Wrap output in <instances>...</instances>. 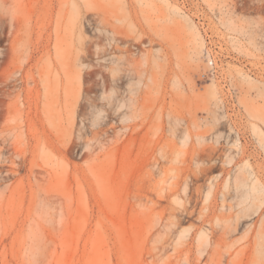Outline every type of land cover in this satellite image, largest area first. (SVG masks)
<instances>
[{"label":"rangeland","instance_id":"obj_1","mask_svg":"<svg viewBox=\"0 0 264 264\" xmlns=\"http://www.w3.org/2000/svg\"><path fill=\"white\" fill-rule=\"evenodd\" d=\"M19 3L0 0V264H264V0Z\"/></svg>","mask_w":264,"mask_h":264},{"label":"bare ground","instance_id":"obj_2","mask_svg":"<svg viewBox=\"0 0 264 264\" xmlns=\"http://www.w3.org/2000/svg\"><path fill=\"white\" fill-rule=\"evenodd\" d=\"M13 3H15V5L14 6H20V4L21 3H19V0H2V4L4 5V6H7V5H11V4H13ZM92 18V17H91ZM94 18V19H93ZM93 20H94V22H96V20H95V16H93ZM69 21H71V20H69ZM91 20H88V24H89V22H90ZM188 27H189V29L190 30H192V32H193V40L194 41H198L199 42V40H200V36H199V33L196 31V29L194 28V26L192 25V24H189L188 25ZM71 28V27H70ZM57 36H59V35H57ZM15 38L16 37H14L13 38V40H12V43H11V46H10V53H11V55L13 56V58H14V56H15V54H16V47H15V45H14V41H15ZM70 37L68 36V39H69ZM67 39V40H68ZM66 40V41H67ZM70 42V41H69ZM199 44V43H198ZM201 44V43H200ZM79 45H81V44H79ZM115 45V44H114ZM68 49V48H67ZM116 50H117V47L115 48ZM119 49V48H118ZM69 53H67V54H69V55H67V56H69L68 58L69 59H67L68 61V63H66V66L69 68V74H70V72H71V74L70 75H72V76H74L78 81H79V83H81V81H84V75H83V71L81 70V69H79L81 66H82V62H81V60H80V56H79V53H78V49L76 50V51H72V52H70V47H69ZM67 50H66V52H68ZM93 52V51H92ZM96 54V53H95ZM96 66H98V65H96ZM74 69V68H78L77 69V71H72V69ZM110 69H111V67H110ZM69 74H67V75H69ZM63 76L64 77H66V71L64 70V72H63V74L60 72V71H57L56 72V74H55V79H56V87H57V89H59V85H60V83L62 82V78H63ZM69 77V76H68ZM44 79V78H43ZM105 79V78H104ZM120 81H121V79H120ZM88 84H90V82L88 83ZM93 89V88H92ZM95 89V88H94ZM87 90H89V89H87ZM87 90H86V92H87ZM93 91V90H92ZM78 99H79V96L78 95H76V96H74V99H73V101H74V103H77V101H78ZM203 156H205V155H203ZM207 156V155H206ZM227 157V158H226ZM225 158V160H223V163H227V164H231L232 163V161H233V157L231 156V155H229V156H226ZM201 158L204 160L205 159V161L209 164V162L211 161L209 158H203L202 156H201ZM202 160V161H203ZM204 161V162H205ZM198 162H200V163H203V162H201V161H199L198 160ZM207 163H205V166H206V164ZM203 166V165H202ZM201 167L200 168V171L202 172V177H203V174H204V176L207 178V180H210L211 179V176H210V174L213 172V166H206V167ZM197 167H198V165H197ZM197 171H198V169H197ZM231 172V169L228 171V173H230ZM198 172H196L195 173V175L197 174ZM193 174H194V172H193ZM199 174V173H198ZM195 175H193V176H195ZM200 176H201V174H200ZM195 178H196V180L199 178L197 175L195 176ZM229 184L232 186V189H234V190H237V189H239V187H246V186H249L248 188V190H247V192L244 194V196H243V198H248L249 196L250 197H252L253 198V201L254 202H256V201H258V202H262L261 201V196L263 195V190H261V188H259L255 183H253L252 185H250V184H248V179L246 178H243V179H241L240 177L236 180V179H234L233 181H230L229 180ZM229 191V190H228ZM259 196H260V198H259ZM230 208H232V206H229ZM242 213H244L243 211L242 212H239L235 217H233V216H230V219H234L237 223H238V225H239V223H240V221H241V219L243 218V215H242ZM241 215V216H240ZM242 225V224H241ZM225 233H229V228H225V231H224V233L223 234H225ZM222 237H224V235L222 236Z\"/></svg>","mask_w":264,"mask_h":264},{"label":"built area","instance_id":"obj_3","mask_svg":"<svg viewBox=\"0 0 264 264\" xmlns=\"http://www.w3.org/2000/svg\"><path fill=\"white\" fill-rule=\"evenodd\" d=\"M210 66H211V68H213V69H211V71H212L211 74H214L215 73V69H214V65L212 64V62L210 63Z\"/></svg>","mask_w":264,"mask_h":264}]
</instances>
